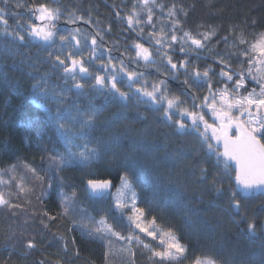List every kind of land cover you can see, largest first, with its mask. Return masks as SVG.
<instances>
[{
    "label": "trees",
    "instance_id": "obj_1",
    "mask_svg": "<svg viewBox=\"0 0 264 264\" xmlns=\"http://www.w3.org/2000/svg\"><path fill=\"white\" fill-rule=\"evenodd\" d=\"M20 2L25 7H13L15 0H11L8 9V25L13 29L18 17L11 13L20 14L23 23L28 16L27 5L32 0ZM56 2L64 13V18L58 22L61 31L80 28L81 35L100 32L103 40L97 37L100 45L98 53L111 50L105 52L104 62L111 55L116 58L114 62L123 60L129 71L144 72L150 84L165 79L170 93L180 95L184 92V76L180 74L179 79H173L164 75L167 71L164 67L166 61L161 63L155 53L156 65L145 67L143 61L139 66L130 62L135 56L134 43L150 47L147 36L150 28L141 25L145 27V32L138 34L129 29L122 19L132 12L135 0ZM157 3L164 4L165 8L163 12L154 9L156 31L162 26L168 31L170 25L166 13L173 4L184 30L193 35L213 29L216 31V35L207 42V47L196 52L188 50L182 53L179 51L180 44L173 46L175 51L165 49L174 62L187 57L190 63L195 62L201 68L207 65L217 68L214 54L233 51L224 44V36L231 42L234 39L233 29L249 36L253 32L264 31V0H157ZM117 12L120 19L116 16ZM184 12H187V16ZM75 16H83L90 23L85 24L81 20L75 24L67 22ZM252 21L256 22L255 25ZM177 35L182 33L177 30ZM208 48L212 51L209 52ZM232 62L235 66V57ZM99 66L100 61H96L91 70ZM62 75L59 69L51 67L48 53L39 47V42H36V46L17 48L6 46L0 40V168L20 162L37 169H47L48 154L53 151L63 153L65 150L64 141L55 127V118L59 116L65 123L71 121V134L76 135L82 131L77 123V119H82L80 113L94 108V128L84 131L90 145L98 149L99 159L87 166L73 165L60 173L63 190L69 193L75 190L77 203L89 215L98 218L107 214L111 221L113 208L110 197H90L85 191L86 178H111L118 187L116 176L122 174L125 167L133 166L140 171L139 179L134 181L140 206L146 209L149 216L155 215L163 226L175 230L181 242L189 246V257L206 251L217 255L221 264H264V197L242 200L240 215L234 214L229 208L231 189L228 179L217 177L223 180L222 184H217L222 188V194H217L210 181L219 169L215 166V159H208L206 149L201 147L197 136L182 135L174 125L165 122L161 113L154 111L153 107L137 103L131 93L127 102H121L118 98L113 99L106 89L97 91L87 85L82 95H77L76 89L67 91L72 82L66 84ZM41 77L47 80V99L36 100L32 85ZM118 85L122 91L128 90L124 85ZM62 92L65 95L62 96ZM197 94L207 95V89H201ZM61 100L64 102L61 103ZM76 142L83 143L81 140ZM202 167L207 169L208 179L204 181L201 180ZM18 175L28 174L18 172ZM235 187L233 180L231 188ZM55 188L54 183L53 195L43 205L35 199L39 189L29 197L32 205L13 197L15 202L28 208V212L13 209L18 214L12 215V211L0 208V264H105V246L92 237L82 236L79 228L70 231L73 227L72 217L58 215L59 199L55 195ZM32 207L47 208L57 219L49 222L47 217L33 216ZM41 220L48 222L49 227L45 228ZM248 222H254L257 226V234L253 238L246 232ZM60 237L67 242V251ZM33 238L36 247L27 250L25 244ZM120 247L121 242H114L108 264H128L129 258L119 251ZM76 249L79 255H76ZM137 250L135 264H149L148 254ZM184 264H190V261L185 260Z\"/></svg>",
    "mask_w": 264,
    "mask_h": 264
},
{
    "label": "snow or ice",
    "instance_id": "obj_2",
    "mask_svg": "<svg viewBox=\"0 0 264 264\" xmlns=\"http://www.w3.org/2000/svg\"><path fill=\"white\" fill-rule=\"evenodd\" d=\"M10 4L11 0H0V40L6 46L30 47L39 42V47L48 53L51 67L62 72L66 84L72 82L67 91L76 89V94L82 95V90L87 85L97 91L106 89L113 99L118 98L121 102H127L131 93L137 103L153 107L154 111L161 113L165 122L174 125L182 135L197 136L201 147L206 149L208 159H215V166L219 169L210 181L213 190L222 194V188L217 187V184H222L223 180H218L217 177L228 179L231 189L229 208L234 214L240 215L242 200L255 196L264 197V31L253 32L249 36L243 31L237 33L233 29L234 39L231 42L224 36V44L233 51L214 54L217 68L211 65L201 68L195 62L190 63L187 57L174 62L172 55L165 49L175 51V44H180L179 51L182 53L204 49L207 42L216 35L215 29L195 35L184 30L182 21L177 18L176 5L173 4L166 13L170 25L168 31H165V26L156 31L153 22L154 9L158 8L163 12L165 5L158 4L157 0H135L132 12L122 19L126 21L129 29L138 34L144 33L145 27L150 28L147 33L150 47H145L143 43H134L132 47L135 49V56L130 62L139 66L143 61L145 67L156 65L155 53L161 63L166 61L164 67L167 71L164 75L173 79H179L180 74L184 76L185 90L177 95L169 92L165 79L150 84L144 72L129 71L123 60L114 62L116 58L108 55L107 62H104L105 52L111 50L105 49L98 53L100 45L97 37L103 40L99 31L95 35H81L80 28L61 31L58 22L64 18V13L56 0L40 3L32 0L27 5L28 16L23 23L20 14L11 13L18 17L14 29L9 27L7 19ZM12 6L25 7L20 0H15ZM184 15L187 16V12ZM116 16L121 18L119 12ZM77 20L90 23L83 16H75L67 22L75 24ZM255 23L252 21L253 25ZM141 25L145 27H140ZM177 30L182 35L178 36ZM208 51L211 52L212 49L208 48ZM197 55L199 56L198 53ZM96 61H100V66L91 70ZM118 84L124 85L128 90L122 91ZM32 88L34 99H47V80L44 77L33 84ZM204 88L207 89V95H198ZM61 95L65 93L62 92ZM209 114L211 122L206 119ZM80 115L82 119H77V123L82 131L76 135L71 134V121L65 123L61 117L55 118V127L64 141L65 150L63 153L53 151L48 154L47 169H37L20 162L0 168V208L28 212L29 209L15 202L13 197L32 205L33 201L29 197L35 195L39 189V195L35 199L38 204L43 205L53 195L55 183V195L59 199L58 215L72 217L73 227L70 231L79 228L82 236L92 237L105 246V264H108L114 242H121L119 251L127 254L128 264H135V249L148 254L149 264H184L185 260H189L190 264H221L217 255L206 251L189 257V246L181 242L175 230L163 226L155 215L149 216L146 209L140 206L134 184L139 179L140 171L133 166L125 167L122 174L116 176L119 186L115 194L110 193L114 186L113 179H97L93 176L86 178L85 191L90 197L104 199L107 195H112L111 221L107 214L98 218L89 215L77 203L75 190L70 193L63 190V177L60 173L73 165L87 166L93 160L99 159L98 149L90 145L84 131L94 128L96 110L90 108ZM78 140L83 143L78 144ZM200 171L201 180H207V169L202 167ZM18 172L28 175H18ZM233 180L235 188H231ZM17 214L12 211V215ZM31 215L47 217L49 222L57 219L47 208L32 207ZM41 223H44L45 228L49 227L48 222L41 220ZM256 229L254 222L247 223L246 232L250 238L256 236ZM59 240L67 251V242L63 237ZM72 243L76 244L74 238ZM35 247L34 238L25 244L27 250ZM76 255H79L78 249Z\"/></svg>",
    "mask_w": 264,
    "mask_h": 264
},
{
    "label": "rangeland",
    "instance_id": "obj_3",
    "mask_svg": "<svg viewBox=\"0 0 264 264\" xmlns=\"http://www.w3.org/2000/svg\"><path fill=\"white\" fill-rule=\"evenodd\" d=\"M57 43H59V41H57ZM89 45H90V42H89ZM117 188V187H116ZM116 188L113 190V192L111 194H115L116 192ZM106 197H110L112 199V195H107ZM135 251L137 252L138 250L135 249Z\"/></svg>",
    "mask_w": 264,
    "mask_h": 264
},
{
    "label": "flooded vegetation",
    "instance_id": "obj_4",
    "mask_svg": "<svg viewBox=\"0 0 264 264\" xmlns=\"http://www.w3.org/2000/svg\"><path fill=\"white\" fill-rule=\"evenodd\" d=\"M66 24V23H65ZM67 25V24H66ZM118 87H119V85H118ZM206 119H209V122H211V115L209 114V115H207L206 116Z\"/></svg>",
    "mask_w": 264,
    "mask_h": 264
},
{
    "label": "water",
    "instance_id": "obj_5",
    "mask_svg": "<svg viewBox=\"0 0 264 264\" xmlns=\"http://www.w3.org/2000/svg\"><path fill=\"white\" fill-rule=\"evenodd\" d=\"M113 185H114V184H113ZM113 188H114V186L110 189V193L112 192Z\"/></svg>",
    "mask_w": 264,
    "mask_h": 264
}]
</instances>
